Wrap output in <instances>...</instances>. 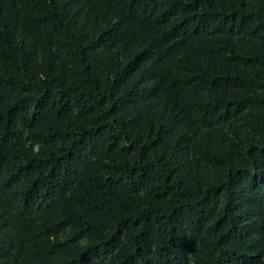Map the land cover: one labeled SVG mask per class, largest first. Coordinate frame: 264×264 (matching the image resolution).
Instances as JSON below:
<instances>
[{"label": "trees", "instance_id": "trees-1", "mask_svg": "<svg viewBox=\"0 0 264 264\" xmlns=\"http://www.w3.org/2000/svg\"><path fill=\"white\" fill-rule=\"evenodd\" d=\"M0 264H264V0H0Z\"/></svg>", "mask_w": 264, "mask_h": 264}]
</instances>
